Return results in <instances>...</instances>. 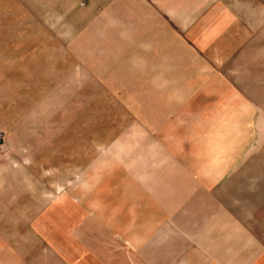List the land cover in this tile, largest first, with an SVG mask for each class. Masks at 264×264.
I'll use <instances>...</instances> for the list:
<instances>
[{
	"label": "crops",
	"instance_id": "obj_1",
	"mask_svg": "<svg viewBox=\"0 0 264 264\" xmlns=\"http://www.w3.org/2000/svg\"><path fill=\"white\" fill-rule=\"evenodd\" d=\"M144 7L112 67L132 102L54 190L0 173V264H264V0Z\"/></svg>",
	"mask_w": 264,
	"mask_h": 264
},
{
	"label": "rangeland",
	"instance_id": "obj_2",
	"mask_svg": "<svg viewBox=\"0 0 264 264\" xmlns=\"http://www.w3.org/2000/svg\"><path fill=\"white\" fill-rule=\"evenodd\" d=\"M158 3L0 0V173L38 172L44 190L41 181L57 187L62 173L47 178V168L135 97L112 67L135 53L133 21Z\"/></svg>",
	"mask_w": 264,
	"mask_h": 264
}]
</instances>
